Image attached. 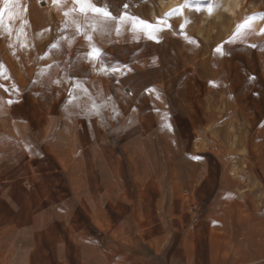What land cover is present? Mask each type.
Here are the masks:
<instances>
[{"label": "rangeland", "instance_id": "374dc122", "mask_svg": "<svg viewBox=\"0 0 264 264\" xmlns=\"http://www.w3.org/2000/svg\"><path fill=\"white\" fill-rule=\"evenodd\" d=\"M91 3L112 18L0 0L2 85L58 100V114L93 77L95 97L79 91L71 110L101 120L102 179L124 186L144 229L181 238L176 254L151 242L150 264H264V0Z\"/></svg>", "mask_w": 264, "mask_h": 264}, {"label": "crops", "instance_id": "0c3cea01", "mask_svg": "<svg viewBox=\"0 0 264 264\" xmlns=\"http://www.w3.org/2000/svg\"><path fill=\"white\" fill-rule=\"evenodd\" d=\"M2 80L0 264H150L151 242L182 253L180 235L166 237L159 224L144 229L133 200L119 195L124 186L102 179L101 120L73 115L75 94L95 97L93 77L82 78L58 114L50 111L58 100L42 108L14 78L4 80L16 87ZM72 147L81 152L73 163Z\"/></svg>", "mask_w": 264, "mask_h": 264}, {"label": "snow or ice", "instance_id": "6c2138e0", "mask_svg": "<svg viewBox=\"0 0 264 264\" xmlns=\"http://www.w3.org/2000/svg\"><path fill=\"white\" fill-rule=\"evenodd\" d=\"M53 3L59 6L61 3V0H53ZM75 3L79 5L78 10L81 14L93 12L95 14L102 15L105 18H112L111 14L107 11L106 8L95 6L94 4L91 3V0H75ZM71 11L75 12V11H77V9L73 8V9H71ZM68 15H69V13L66 12L65 16H68ZM121 19H123V18H121ZM139 24L146 27V28L152 27L151 25H147L143 21H139ZM133 26L135 27L136 25L134 24ZM89 39H91V37H89ZM90 55H92L93 57H98L100 55V52L98 49H93L92 52L90 53Z\"/></svg>", "mask_w": 264, "mask_h": 264}]
</instances>
